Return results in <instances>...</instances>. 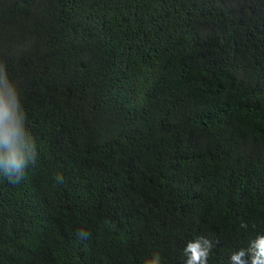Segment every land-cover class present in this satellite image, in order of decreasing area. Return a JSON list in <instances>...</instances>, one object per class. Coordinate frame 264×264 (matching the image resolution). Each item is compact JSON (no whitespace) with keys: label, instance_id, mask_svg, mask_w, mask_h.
<instances>
[{"label":"trees","instance_id":"obj_1","mask_svg":"<svg viewBox=\"0 0 264 264\" xmlns=\"http://www.w3.org/2000/svg\"><path fill=\"white\" fill-rule=\"evenodd\" d=\"M0 64L38 146L0 175V264H184L201 236L230 264L264 235V0H0Z\"/></svg>","mask_w":264,"mask_h":264},{"label":"clouds","instance_id":"obj_2","mask_svg":"<svg viewBox=\"0 0 264 264\" xmlns=\"http://www.w3.org/2000/svg\"><path fill=\"white\" fill-rule=\"evenodd\" d=\"M27 120L19 86L9 77L6 66L0 64V175L12 184L21 183L29 166L37 163V141ZM55 179L60 184L65 178L58 173ZM241 227L248 226L245 223ZM77 236L87 239L89 233L81 229ZM212 247V242L203 236L188 241L183 250L184 264H207ZM143 264H162L159 252H153ZM230 264H264V235H257L247 248L232 253Z\"/></svg>","mask_w":264,"mask_h":264},{"label":"bare ground","instance_id":"obj_3","mask_svg":"<svg viewBox=\"0 0 264 264\" xmlns=\"http://www.w3.org/2000/svg\"><path fill=\"white\" fill-rule=\"evenodd\" d=\"M207 222H209V220H207Z\"/></svg>","mask_w":264,"mask_h":264}]
</instances>
